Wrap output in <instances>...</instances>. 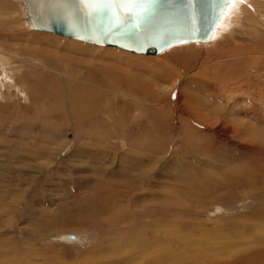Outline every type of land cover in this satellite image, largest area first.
<instances>
[{
    "label": "rangeland",
    "instance_id": "1",
    "mask_svg": "<svg viewBox=\"0 0 264 264\" xmlns=\"http://www.w3.org/2000/svg\"><path fill=\"white\" fill-rule=\"evenodd\" d=\"M11 1L0 33L28 38L0 46V264H146L138 253L120 258L144 240L160 243L147 253L165 264H236L255 250L264 239V1L239 0V20L215 39L158 56L35 31ZM235 47L248 50L231 56ZM186 48L197 55L188 60L207 61L198 73L164 62ZM110 79L137 81L135 92ZM174 81L179 91L164 92ZM186 98L196 114L179 105ZM68 234L77 241L63 242Z\"/></svg>",
    "mask_w": 264,
    "mask_h": 264
},
{
    "label": "water",
    "instance_id": "2",
    "mask_svg": "<svg viewBox=\"0 0 264 264\" xmlns=\"http://www.w3.org/2000/svg\"><path fill=\"white\" fill-rule=\"evenodd\" d=\"M38 1L40 5L41 1L43 4L64 2L68 6L70 3L76 17L85 24L87 31L82 33L71 28L63 14H56L50 22L47 19L44 23L37 21V17L28 8V16L32 19L30 24L33 28L95 45L122 48L142 55H158L173 46L210 40L229 2V0H192L191 13L178 16L176 9L183 7L189 0H159L155 13L149 19L140 21L139 27H133L136 22L135 16L139 12L136 6H129L133 14L131 17L114 18L111 14L105 16L94 12L87 5L82 6L79 0ZM181 23L184 25H176Z\"/></svg>",
    "mask_w": 264,
    "mask_h": 264
},
{
    "label": "bare ground",
    "instance_id": "3",
    "mask_svg": "<svg viewBox=\"0 0 264 264\" xmlns=\"http://www.w3.org/2000/svg\"><path fill=\"white\" fill-rule=\"evenodd\" d=\"M1 1H3L4 3H5V9H0V16H1V10H8V9H10V8H16L14 5H13V2L11 1V0H1ZM239 0H229V2H228V4H227V6H226V8L224 9V11H223V13H222V16H221V18H220V20H219V22H218V24L216 25V27H215V29H214V31H213V34L211 35V37H210V40H207V41H205V42H198V41H195V42H188V43H208V42H210L211 40H213V38L215 39V37H217L216 36V33H217V31H218V29H220V30H222V31H224V30H226V28H227V26H228V18H235L236 20H239V10H240V8H239V10H238V5H237V2H238ZM246 1H248L249 2V0H246ZM260 1V0H259ZM258 1V2H259ZM262 2L264 1V0H261ZM20 2L22 3V5H23V7H24V10H25V13H26V18H27V20H28V23H29V25H30V27L32 28V29H34L35 31H39V32H45V33H47L48 31H43V30H37V29H35V28H33L32 26H31V24H30V21L32 20L29 16H28V8H30V10H31V13L35 16V17H37V21H42L43 23L44 22H46L47 20L50 22V20H51V18L52 17H56V14H63L64 15V18H66V21L68 22V24H69V26L71 27V28H73L74 30H76V31H81L82 33L83 32H86L87 31V29H86V26H84L85 24H83L77 17H76V13L73 11V8H72V6L70 5V3H69V6L67 5V3L65 4L64 2H62V3H51V4H43L42 3V1H41V5H40V2L38 1V0H26V2H23V0H20ZM27 3V4H26ZM257 4V3H256ZM28 5V6H27ZM254 5V4H253ZM48 6H49V8H48ZM255 6V5H254ZM261 6V5H260ZM260 11V10H259ZM241 12V14H242V10L240 11ZM262 12V11H261ZM244 13V12H243ZM245 15V14H244ZM241 16V15H240ZM243 16V15H242ZM255 17H256V15H255ZM257 18V17H256ZM47 19V20H46ZM254 19V18H253ZM252 19V20H253ZM259 19H261V20H264V14H261V15H259ZM56 20V19H55ZM243 20V19H242ZM251 20V18L249 19L248 18V20H247V22L249 23V25H247V26H252V24H253V26L255 25L254 23H253V21ZM256 20V19H255ZM239 22V21H238ZM14 23L15 24H19V19H15L14 20ZM176 23V22H175ZM45 24H48V23H45ZM11 25V21L9 20V19H5V21L4 22H2V24H0V29H5V30H7L8 31V27ZM177 26H179V25H181V26H183L184 25V23H181V24H176ZM256 25H257V23H256ZM48 33H51V34H54L53 32H48ZM221 34H223V33H221ZM56 36L58 35V34H55ZM220 35V34H219ZM61 36V35H60ZM64 37V36H63ZM65 37H67V36H65ZM22 39V38H28V35L24 32V31H21V32H14V31H9V34H7V33H0V46H3V47H6V43H9V42H12V43H14V42H18V40L19 39ZM30 38H36V37H30ZM69 39H73V40H78V39H74V38H70V37H68ZM36 40V39H35ZM78 41H81V42H85V41H82V40H78ZM215 41V40H214ZM85 43H89V42H85ZM188 43H186V44H188ZM90 44H92V43H90ZM13 45V44H12ZM11 45V46H12ZM182 45H185V44H182ZM96 46H101V45H96ZM177 46H181V45H177ZM7 47H10V46H7ZM103 47H110V46H103ZM173 47H175V46H173ZM190 47V46H189ZM194 47V46H193ZM258 47V46H257ZM263 47V46H262ZM30 48V46H26V45H21L20 46V48H19V50H27V49H29ZM111 48H116V47H111ZM261 48V47H260ZM264 48V47H263ZM117 49H122V48H117ZM122 50H125V49H122ZM246 50H248V49H246V48H239V47H235L234 49H233V52H231L230 50L229 51H226V52H231V56H234V55H236L237 57L238 56H240L241 54H243L242 52H247ZM258 50V49H257ZM126 51H128V50H126ZM167 51V50H166ZM260 51V50H259ZM34 52H37V51H35L34 50ZM130 52V51H129ZM7 53V52H6ZM131 53H133V52H131ZM163 53V52H162ZM161 53V54H162ZM37 54V53H36ZM39 54H43V53H39ZM134 54H136V53H134ZM2 55H5V54H3L2 53ZM46 55H48V54H46ZM45 55V56H46ZM137 55H142V54H137ZM158 55H160V54H158ZM158 55H152V56H158ZM49 56V55H48ZM144 56H149V55H144ZM189 56H197L196 55V51L193 49V48H186V49H183V50H180V52L178 51V53H175V52H171V53H169V54H167L165 57H164V59H165V64H166V66H168V64H170V62L174 65V67H175V65L178 67V68H180V66H181V64H182V70H183V72H184V68H185V70L186 71H188V72H197L198 73V64L200 65V62H201V64L202 65H204V67H205V62H207L205 59L204 60H202L201 58H199L200 57V55H198L199 57L197 58L196 57V59L197 60H192L193 58L191 57V60H188L187 59V57H189ZM235 56V57H236ZM42 58V57H41ZM48 58V57H47ZM50 58V57H49ZM45 59V58H44ZM226 59V58H225ZM236 59V58H235ZM186 60H188V61H191V63L190 62H188V61H186ZM199 60V61H198ZM239 60V59H238ZM166 61H168V63H166ZM224 61V60H223ZM211 62V61H210ZM243 62V61H242ZM189 63V64H188ZM220 63V65L221 66H223V64L224 63H222L221 61H217V64H219ZM179 64V65H178ZM208 64V63H207ZM215 65H216V62L214 63ZM239 64H240V62H239ZM238 64V65H239ZM160 65V64H159ZM230 67L231 66H233L232 64H230L229 65ZM163 67V66H162ZM168 67H165V69H167ZM201 68L203 69V66H201ZM210 68V67H209ZM208 67H206V68H204L203 70H207V69H209ZM93 69V68H92ZM161 69H163V68H161ZM181 70V69H180ZM203 70H202V72H203ZM232 70H233V68H232ZM232 70H230V72L232 71ZM90 71V70H89ZM95 71V70H94ZM155 71V70H154ZM153 71V72H154ZM91 72V71H90ZM141 72V71H140ZM159 72V71H158ZM165 72H166V70H165ZM164 72V73H165ZM187 72V73H188ZM212 72V71H211ZM111 73H113V72H111ZM161 73V72H160ZM181 73H182V71H181ZM90 74V73H89ZM88 74V76H90V77H92V75L90 74L89 75ZM93 74V73H92ZM142 74V73H141ZM166 74V73H165ZM108 75V74H107ZM111 75L112 74H110V75H108L109 76V78L111 77ZM136 75V74H135ZM152 75V74H151ZM162 74H160V76H161ZM160 76H157L158 78H160ZM163 76V75H162ZM165 76V75H164ZM168 78H172V75H171V77H169V75L167 74L166 75ZM165 76V77H166ZM177 76V78H178V74L176 75ZM135 77H137V76H134V78ZM138 78V77H137ZM162 78V77H161ZM7 79V78H6ZM113 79V78H112ZM112 79H110V83L111 84H117V82H120L122 85H123V87H128L127 89H130L131 91H133V92H135V90L134 89H132V88H134L137 84V81H135L134 79H131V80H134L133 82L131 81V83H126V82H123L121 79H118L119 81H114V80H112ZM125 79V78H124ZM127 79V78H126ZM138 79H140V78H138ZM164 79V78H163ZM176 79V78H175ZM115 80H117V79H115ZM142 80V79H141ZM182 80H183V78H182ZM128 81V80H127ZM144 80H142V82H143ZM172 81H173V78H172ZM141 82V81H140ZM159 82V81H158ZM215 82V81H214ZM4 83V82H3ZM148 83H149V81H148ZM207 83H208V81H207ZM37 84V83H36ZM163 85H165V84H163ZM182 85V84H181ZM159 86H160V84H159ZM35 87L37 88V86L35 85ZM89 88V87H88ZM167 89H169V91L167 90ZM80 90V89H79ZM82 90V89H81ZM85 90V89H84ZM176 90H178L179 91V86H177V84H176V81H174V84L171 86V89H170V86H168V87H166V85L163 87V91L164 92H171V91H176ZM68 91V90H67ZM177 91V92H178ZM78 92H80V91H78ZM77 92V93H78ZM86 92H87V90H86ZM85 94V93H84ZM69 95V94H68ZM72 95H73V97H75V95H76V92L75 91H73V93H72ZM182 95V94H181ZM229 95V94H228ZM179 96V95H178ZM170 97V96H169ZM68 98V97H67ZM71 98H72V96H71ZM80 99V98H79ZM76 103V102H75ZM179 105H181V106H183L184 107V109L185 110H187V111H189V112H194L195 113V111H193V109H191L193 106H198V102H197V100H193V98H191V99H187L186 98V101L185 102H182V103H180ZM78 109V108H77ZM181 114H183V113H181ZM196 114V113H195ZM176 119H178V118H176ZM190 120V123H192V121H194V118H190L189 119ZM200 126V125H199ZM197 129V128H196ZM235 132V131H234ZM250 136V135H249ZM248 150V149H247ZM253 151L254 152H256L257 151V149L255 148V149H253ZM258 153H260L261 155H262V158H263V161H261L260 163H258V164H256V165H259V171L264 175V148H262V150H259V151H257ZM261 158V157H260ZM258 160H259V158H258ZM254 162V161H253ZM255 164V163H254ZM258 172V171H257ZM240 173V172H239ZM262 175V176H263ZM261 176V175H260ZM261 176V177H262ZM257 178V177H256ZM264 178V177H263ZM260 179H262V178H260ZM253 181V180H252ZM255 181H257V180H255ZM260 181V180H259ZM259 181H258V183H259ZM249 182V181H248ZM252 185H254L253 183H252ZM261 196V195H260ZM263 203V202H262ZM138 212V211H137ZM217 212H220L219 210H217ZM262 218L264 219V210L262 211ZM259 217V216H258ZM124 218V217H123ZM121 220H123V219H121ZM119 223H120V220H117L116 222H114V224L116 225V226H118L119 225ZM113 224V223H112ZM128 231H134V228L132 227V228H130ZM179 231V230H178ZM142 232V231H141ZM135 233V232H134ZM168 233V232H167ZM167 233H165V234H167ZM183 233V232H182ZM137 234V233H136ZM144 234V233H143ZM147 234V233H146ZM169 234V233H168ZM130 235H131V233H130ZM135 235V234H134ZM139 235V234H138ZM183 235V234H182ZM186 235V234H185ZM147 236V235H146ZM136 237H137V235H136ZM169 237V236H168ZM173 237H175V236H173ZM181 237V236H180ZM179 237V241H180V238ZM178 238V237H177ZM62 239H63V242L65 241H67V242H75V241H77V237L76 236H74V235H64L63 237H62ZM61 239V240H62ZM146 239V238H145ZM135 241H136V239H134ZM134 240H132V238L130 237L129 239H126V241H134ZM144 240V239H143ZM168 239H166V241H167ZM186 240V239H185ZM123 241V240H122ZM142 241V240H141ZM119 242V241H118ZM146 243V244H145ZM254 243V245H256V247L257 248H255V250H253L252 248H254V247H252L251 246V248L249 249L250 251H247V252H245V251H243V252H245V254L243 255L246 259H244V257L243 256H240V258H238V256H237V258L238 259H241V260H239L238 262H240L239 264H259L258 262H260V261H262L263 263L262 264H264V239L263 240H257V241H255V242H253ZM155 244H159L160 245V243L159 242H155V243H152L151 242V244L149 243V242H146L145 240L143 241V245H142V243L141 244H137V243H133V244H131L130 245V248H132V250H134V251H132L131 253H129V255H127V257H123V256H121L120 258H122V259H127V258H129V259H133V260H135V255H136V253H138V254H140V256H142V258L141 259H147V262H146V264H165V260H164V258H162V256L161 257H158V256H155L153 259H151L152 258V256H150V253H147V251L149 250V248H150V246H155ZM158 246V245H157ZM157 246H155V247H157ZM165 246H166V244H165ZM169 246V245H168ZM152 248H154V247H152ZM182 248H183V246H182ZM130 250V249H129ZM136 250H139L138 252H136ZM182 250V249H181ZM180 250V251H181ZM252 250V251H251ZM151 251H152V249H151ZM159 251V250H158ZM183 251V250H182ZM165 252V251H164ZM168 253H169V251H168ZM241 253V252H240ZM121 254H122V252H121ZM120 254V255H121ZM124 254V253H123ZM174 257V254L173 255H171L170 257ZM165 258H166V256H164ZM167 257H169V254H168V256ZM241 257H243V258H241ZM235 259H236V257H235ZM121 260V259H120ZM169 260V259H168ZM216 260V259H215ZM214 260V261H215ZM145 261V260H144ZM232 261H236V260H232ZM206 262V261H205ZM217 262H218V260H217ZM220 262V261H219ZM238 262L236 261V264H238ZM130 263V262H129ZM138 263H139V261H138ZM141 263V262H140ZM214 263V262H213ZM221 263V262H220ZM227 264H228V262H226ZM233 263V262H232ZM232 263H230V264H232ZM132 264H136V263H132ZM142 264V263H141ZM172 264V263H171ZM175 264V263H174ZM177 264V263H176ZM201 264V263H200ZM208 264V263H207ZM216 264V263H215ZM234 264V263H233Z\"/></svg>",
    "mask_w": 264,
    "mask_h": 264
},
{
    "label": "snow or ice",
    "instance_id": "4",
    "mask_svg": "<svg viewBox=\"0 0 264 264\" xmlns=\"http://www.w3.org/2000/svg\"><path fill=\"white\" fill-rule=\"evenodd\" d=\"M80 4L87 5L92 8L96 13L105 16L111 14L114 18H122L124 16L131 17L133 14L129 10V6H136L139 9L138 14L135 16V23L133 27H139L140 21L149 19L156 9L159 0H79ZM192 8V0H189L183 7L176 9L178 16L190 14ZM191 31L190 29L188 30Z\"/></svg>",
    "mask_w": 264,
    "mask_h": 264
}]
</instances>
